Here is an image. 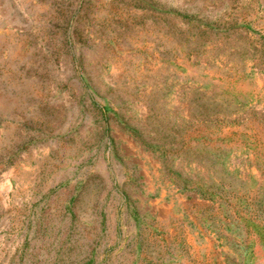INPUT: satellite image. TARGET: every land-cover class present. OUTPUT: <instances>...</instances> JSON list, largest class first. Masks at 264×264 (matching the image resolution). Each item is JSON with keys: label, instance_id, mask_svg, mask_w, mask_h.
I'll list each match as a JSON object with an SVG mask.
<instances>
[{"label": "rangeland", "instance_id": "rangeland-1", "mask_svg": "<svg viewBox=\"0 0 264 264\" xmlns=\"http://www.w3.org/2000/svg\"><path fill=\"white\" fill-rule=\"evenodd\" d=\"M0 264H264V0H0Z\"/></svg>", "mask_w": 264, "mask_h": 264}]
</instances>
